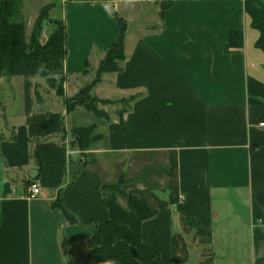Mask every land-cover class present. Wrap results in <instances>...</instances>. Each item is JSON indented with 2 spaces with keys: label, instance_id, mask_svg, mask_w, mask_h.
<instances>
[{
  "label": "crops",
  "instance_id": "crops-1",
  "mask_svg": "<svg viewBox=\"0 0 264 264\" xmlns=\"http://www.w3.org/2000/svg\"><path fill=\"white\" fill-rule=\"evenodd\" d=\"M61 4L65 97L96 78L121 36L118 18L127 25L126 59L92 90L110 101L100 104L108 118L68 111L64 97L47 90L33 106L47 117L28 123L25 111L16 117L0 97V264H88L94 222L110 215L106 197L126 208L133 188L167 196L171 151L181 209L145 221L142 241L173 264L172 234L188 245L194 236L183 229L186 216L212 232L210 244L192 240L196 264L207 250L213 264H264V0ZM85 110L93 115L88 125ZM93 124L99 138L78 150L74 130ZM26 177L40 185L38 197L28 195ZM60 198L79 223L69 222Z\"/></svg>",
  "mask_w": 264,
  "mask_h": 264
},
{
  "label": "trees",
  "instance_id": "trees-1",
  "mask_svg": "<svg viewBox=\"0 0 264 264\" xmlns=\"http://www.w3.org/2000/svg\"><path fill=\"white\" fill-rule=\"evenodd\" d=\"M169 5V4H168ZM167 5V6H168ZM166 6V7H167ZM165 7V6H164ZM41 9L35 21L31 36H27L26 23L23 13V0H0V77L2 74L25 77V114L27 122L32 123L45 119L48 113H34L35 103H41L42 97L32 79L45 78L56 94L64 97L68 111L83 107L94 113L96 117L108 118L109 113L100 107L110 101L101 100L92 94L93 87L102 80L105 73L120 71L123 68L125 55V32L127 25L121 19V36L106 52L101 60L97 76L87 86L83 87L75 96L65 97L64 82L66 75L64 62L66 58V25L63 19H51L53 28L46 41L41 39L45 19ZM60 76V81L57 77ZM95 125L79 127L74 130V143L78 150L87 149L99 136L94 134ZM169 186L168 199H162L151 189L133 188L127 194L128 206L122 207L116 201L114 194L106 197L105 204L109 209V218L96 221L95 231L88 238V264H167L162 260L161 253L142 241V224L168 210L179 202L178 160L177 152L169 153ZM123 179L116 185L109 186L117 189ZM65 215L70 223H79V220L63 205ZM181 223L185 233L194 232V241L199 244H210L212 232L202 227L195 218L182 216ZM173 262L186 263L189 259L188 245L184 236L175 233L171 240ZM201 264H213L211 250L204 253Z\"/></svg>",
  "mask_w": 264,
  "mask_h": 264
},
{
  "label": "rangeland",
  "instance_id": "rangeland-1",
  "mask_svg": "<svg viewBox=\"0 0 264 264\" xmlns=\"http://www.w3.org/2000/svg\"><path fill=\"white\" fill-rule=\"evenodd\" d=\"M44 4H29L25 3V7L23 6V13H24V18H25V23H26V31H27V36H31L33 32V27L35 24L36 19L38 18L40 11L42 8L48 6L49 9L44 11L45 14V19L41 21L43 25V31H42V36L41 39L43 41H46L48 37L51 34L53 24L51 19H56V20H61V10H62V4L61 0H56V3H47L43 6ZM43 6V7H42ZM37 7L36 12L34 9ZM42 7V8H41ZM137 22H139L137 19L131 24V27L135 29L137 27ZM94 76V73L91 72V77ZM91 79V78H90ZM57 80L60 81V76L57 77ZM33 85H36L39 93H46L48 90L49 92L53 90L56 93V90L54 88H51L45 78L42 77H35L32 79ZM84 86L88 83L86 80L84 81ZM42 89V90H40ZM48 93V92H47ZM41 94V93H40ZM0 97L1 99H4L6 101H9L12 103L11 110L13 113L18 117V115L25 111V77L24 76H10L7 74H2L0 77ZM73 97V96H72ZM86 114L81 117V122L84 123V125H88L92 121V113H87L85 110ZM121 187V184L118 185L117 189L112 190V191H117ZM169 192L167 191V194ZM162 199H168V195L165 196L163 194H159ZM122 201H125L122 199ZM127 205V203L125 202ZM175 234V232H174ZM172 234V237L173 235ZM171 237V240H172ZM185 238V237H184ZM195 238V233L193 238L188 239L189 245H188V250L190 253L189 259L186 263H179V264H196L197 259L195 256V248L193 245L192 240ZM186 240V239H185ZM187 243V242H186ZM173 264H176L173 262Z\"/></svg>",
  "mask_w": 264,
  "mask_h": 264
},
{
  "label": "built area",
  "instance_id": "built-area-1",
  "mask_svg": "<svg viewBox=\"0 0 264 264\" xmlns=\"http://www.w3.org/2000/svg\"><path fill=\"white\" fill-rule=\"evenodd\" d=\"M261 125H264V123H261ZM26 180H28V182H29V185L27 188L28 195L30 197H38L42 192L40 185L28 177H26ZM183 199H184L183 197L179 196V202L180 203L183 202Z\"/></svg>",
  "mask_w": 264,
  "mask_h": 264
},
{
  "label": "clouds",
  "instance_id": "clouds-1",
  "mask_svg": "<svg viewBox=\"0 0 264 264\" xmlns=\"http://www.w3.org/2000/svg\"><path fill=\"white\" fill-rule=\"evenodd\" d=\"M113 264H115V262H113Z\"/></svg>",
  "mask_w": 264,
  "mask_h": 264
}]
</instances>
